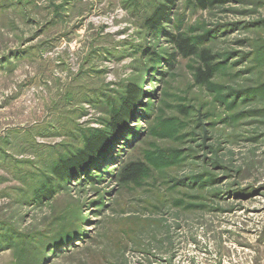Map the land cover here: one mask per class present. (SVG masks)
<instances>
[{
    "label": "rangeland",
    "instance_id": "obj_1",
    "mask_svg": "<svg viewBox=\"0 0 264 264\" xmlns=\"http://www.w3.org/2000/svg\"><path fill=\"white\" fill-rule=\"evenodd\" d=\"M0 264H264V0H0Z\"/></svg>",
    "mask_w": 264,
    "mask_h": 264
},
{
    "label": "trees",
    "instance_id": "obj_2",
    "mask_svg": "<svg viewBox=\"0 0 264 264\" xmlns=\"http://www.w3.org/2000/svg\"><path fill=\"white\" fill-rule=\"evenodd\" d=\"M199 2L201 3V5H206V4H212L213 0H199ZM156 16V14H155ZM154 19V18H153ZM150 21H151V18H150ZM149 21V23H150ZM148 23V24H149ZM178 44H179V47L181 48L182 52L187 56V55H190V54H194L196 52V49H194V46L191 45L190 43H188L186 40H180L178 41ZM210 56L209 55H204L203 56V59L207 60L209 59ZM205 75V73L203 72H200V77L203 78V76ZM90 150V149H89ZM76 162V161H75ZM67 164V163H66ZM65 164V165H66ZM73 164V163H72ZM141 166L140 164H136V163H133V164H130L129 166L123 168L121 170V178L124 180V181H133L134 179H136L141 171ZM64 168V167H63ZM62 168V169H63ZM62 169L60 168L59 170V167L55 169L56 173H58L59 175H62ZM59 170V171H58ZM63 176V175H62Z\"/></svg>",
    "mask_w": 264,
    "mask_h": 264
}]
</instances>
